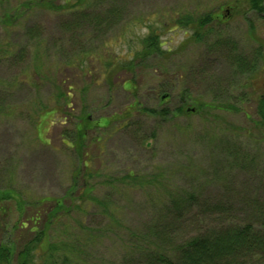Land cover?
<instances>
[{"label":"rangeland","instance_id":"rangeland-1","mask_svg":"<svg viewBox=\"0 0 264 264\" xmlns=\"http://www.w3.org/2000/svg\"><path fill=\"white\" fill-rule=\"evenodd\" d=\"M27 1L0 0L1 188L12 187L27 199L64 196L81 163L70 140L77 115L86 111L95 120L84 147L95 193L112 197L118 209V222L97 205L80 215L99 235L85 250L86 264H113L133 253L139 231L156 218L169 189L194 188L213 201L232 190L236 220L248 219L251 209L241 198H264V141L256 140L253 123L264 79V19L249 10L246 0H88L79 11L26 9ZM16 9L25 12L8 25L4 14ZM219 9L231 16L215 22L202 40L186 43L193 30L174 19ZM150 26L163 48L172 51L139 61L133 70L122 69L110 82L107 64L130 60ZM237 54L257 61L256 69L241 72ZM132 78L135 88L128 86ZM162 90L169 93L163 102ZM184 98L200 103V111L173 114ZM144 107H166L169 114ZM49 109L53 120L46 122ZM229 143L241 144L255 164L239 166ZM127 173L162 175L163 184L109 183L110 177ZM204 219L206 225L219 220ZM73 220V232L80 233ZM190 220L181 224L180 237L195 232L196 222Z\"/></svg>","mask_w":264,"mask_h":264},{"label":"trees","instance_id":"trees-1","mask_svg":"<svg viewBox=\"0 0 264 264\" xmlns=\"http://www.w3.org/2000/svg\"><path fill=\"white\" fill-rule=\"evenodd\" d=\"M87 1L29 0L24 2L23 6L26 9L29 6H39L52 10L79 11L85 8ZM246 3L249 10L264 19V0H246ZM24 12L22 9H16L15 13L6 12L3 20L12 25ZM227 12L228 10L219 9L200 15L187 13L174 19V23L184 27L186 31L193 30L185 40L189 44L202 40L215 22L229 18L232 12ZM141 45L133 52L130 60L111 61L107 64L108 80L122 69L133 70L139 61L155 55H166L172 51L163 48L160 34L152 26L141 39ZM235 61L243 73L254 71L258 64L257 61H249L244 54H237ZM249 66L250 69L247 70ZM134 83L133 78L128 80V86L135 88ZM68 87L70 89L71 85ZM162 91L161 102L169 96L167 90ZM64 95L66 105L70 107V90ZM227 106L237 108L233 104ZM201 108L200 103L184 98L172 113L191 114ZM143 109L162 116L169 114L166 107ZM53 113L52 109L46 110L43 120H53ZM255 113L257 117L253 123L258 132L256 140L262 142L264 79L261 91L256 95ZM77 118L74 136L70 141L75 146L82 164L73 171V182L64 196L43 195L36 199H27L12 187H0V264H86L85 250L92 245L98 234L97 230L93 231V228L90 229L80 220V215H88L89 208L97 205L101 207L102 214L111 217L112 221L118 219V209L112 206L113 198H101L95 193L96 186L91 180L94 172L90 169L89 159L84 156L88 130L95 125V120H92L86 111H82ZM228 147L235 155L234 161L242 168L246 169L255 164L253 156L251 158L248 153H244L241 144L229 143ZM160 177L162 175L137 176L135 173H127L120 178L110 177L109 183L117 186L124 183L129 188L143 184L160 186L163 184ZM236 194L231 190L223 196L224 198L213 201L206 199L202 192L194 188L165 191V199L157 209L159 211L155 213L156 218L151 219L150 225H145L139 231L141 241L136 250H133L134 255L127 254L124 259L113 264H264V198L252 194L240 197L243 204L251 210L246 221H239L235 218L237 210L233 202ZM206 216H218L219 220L215 225H206ZM74 218L81 228L77 234L73 232L77 226H72L70 222ZM189 220L190 224L196 222L195 232L180 237L181 224ZM110 224L113 226V223Z\"/></svg>","mask_w":264,"mask_h":264}]
</instances>
